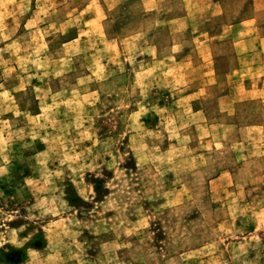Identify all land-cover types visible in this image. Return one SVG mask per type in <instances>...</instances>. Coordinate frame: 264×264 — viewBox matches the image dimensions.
Here are the masks:
<instances>
[{
    "label": "rangeland",
    "instance_id": "rangeland-1",
    "mask_svg": "<svg viewBox=\"0 0 264 264\" xmlns=\"http://www.w3.org/2000/svg\"><path fill=\"white\" fill-rule=\"evenodd\" d=\"M262 39L264 0H0V264H264Z\"/></svg>",
    "mask_w": 264,
    "mask_h": 264
},
{
    "label": "crops",
    "instance_id": "crops-1",
    "mask_svg": "<svg viewBox=\"0 0 264 264\" xmlns=\"http://www.w3.org/2000/svg\"><path fill=\"white\" fill-rule=\"evenodd\" d=\"M183 1H185V0H183ZM209 4L213 6L212 3L209 2ZM208 7H210V6H208ZM194 9H196V11H199L202 8L194 6ZM222 13L223 12H220L219 14L222 15ZM168 18H169V21L167 23H170L172 25V29H173V30H170V32H169L171 35H173V34L181 35L182 33L186 32L189 29V27L190 28L192 27L191 26L192 21L196 22V20H197V18L194 14L190 15L187 12L185 13V10L184 11L182 10V12H179V9L177 10V13L173 14L172 16H170ZM241 25H243L242 22L235 25V26H232V25L229 26V23H227L226 26L236 28V27H240ZM211 31L212 30H206V31L200 30L197 34L198 35L197 38L201 40L200 44L208 45L207 47H205L203 49L204 51H201V53L199 55V57H201L203 61H208V58L207 59L205 58L206 55H207V57H209V60H212L213 53H214L213 48L215 45H211V42H213L215 44L216 41H220V39H219L220 36H218V35L214 36ZM216 39H218V40H216ZM214 40H216V41H214ZM262 41H264V39H262ZM232 42L236 45H243L244 43H248L249 40L237 39V40H233ZM207 43H209V44H207ZM178 44H179L178 46H180L179 42H178ZM197 49H198V47H197ZM246 57H248V56L242 55L243 60H246ZM178 59H179L178 60L179 64H181V62L183 60L186 61V57H183L182 55H178ZM243 65H245V64H243ZM248 65H249L248 71L254 70V67H252L251 64H248ZM212 74H214L213 71H212ZM252 87L256 88V92H258V95H261V93L264 92V83L262 85H257V86H252ZM251 90H253V88L248 89L246 92H250Z\"/></svg>",
    "mask_w": 264,
    "mask_h": 264
}]
</instances>
